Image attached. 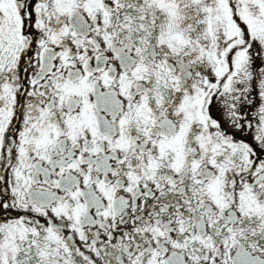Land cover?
<instances>
[{
  "label": "snow or ice",
  "instance_id": "snow-or-ice-1",
  "mask_svg": "<svg viewBox=\"0 0 264 264\" xmlns=\"http://www.w3.org/2000/svg\"><path fill=\"white\" fill-rule=\"evenodd\" d=\"M0 264H264V0H0Z\"/></svg>",
  "mask_w": 264,
  "mask_h": 264
}]
</instances>
